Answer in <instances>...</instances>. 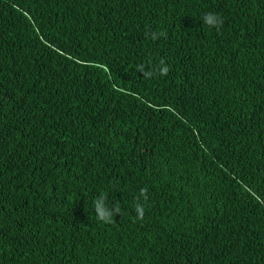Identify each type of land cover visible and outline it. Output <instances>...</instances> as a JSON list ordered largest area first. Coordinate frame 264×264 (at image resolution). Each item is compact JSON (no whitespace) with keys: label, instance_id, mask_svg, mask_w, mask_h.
Listing matches in <instances>:
<instances>
[{"label":"trees","instance_id":"1","mask_svg":"<svg viewBox=\"0 0 264 264\" xmlns=\"http://www.w3.org/2000/svg\"><path fill=\"white\" fill-rule=\"evenodd\" d=\"M0 264H264V0H0Z\"/></svg>","mask_w":264,"mask_h":264},{"label":"clouds","instance_id":"2","mask_svg":"<svg viewBox=\"0 0 264 264\" xmlns=\"http://www.w3.org/2000/svg\"><path fill=\"white\" fill-rule=\"evenodd\" d=\"M203 22L208 25L209 27H214L216 28L217 30H219V28L222 26L223 24V21L222 19H220V17L216 14H213V13H208L206 14L204 17H203ZM152 38L153 39H156V34L153 33L152 34ZM163 63V62H162ZM142 71V69H141ZM168 71H169V68L167 66L163 67L160 74L161 75H167L168 74ZM147 189H141V196L144 197V199L146 200L147 199ZM95 209L96 211L98 212V219L102 220V221H105V222H111V217L114 215V214H119V211L120 209L117 207L116 209H114L113 211H109L107 210L104 206H103V198H101L100 200L98 201H95ZM136 212L138 214V217L140 219H143L144 218V208L142 205H140L139 203H137L136 205Z\"/></svg>","mask_w":264,"mask_h":264}]
</instances>
